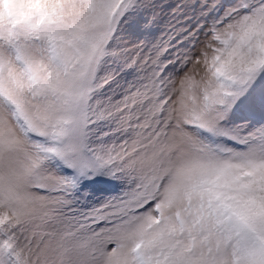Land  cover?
<instances>
[{
	"label": "rangeland",
	"instance_id": "374dc122",
	"mask_svg": "<svg viewBox=\"0 0 264 264\" xmlns=\"http://www.w3.org/2000/svg\"><path fill=\"white\" fill-rule=\"evenodd\" d=\"M0 171V264H264V0H0Z\"/></svg>",
	"mask_w": 264,
	"mask_h": 264
},
{
	"label": "bare ground",
	"instance_id": "6f19581e",
	"mask_svg": "<svg viewBox=\"0 0 264 264\" xmlns=\"http://www.w3.org/2000/svg\"><path fill=\"white\" fill-rule=\"evenodd\" d=\"M20 1H23V0H20ZM4 163V162H3ZM2 163V164H3ZM4 165V164H3ZM3 168V167H2ZM4 169H5V167H4ZM1 172V171H0ZM4 174V173H3ZM2 179V178H1ZM15 184V183H14ZM15 185H18V184H15ZM3 187V186H2ZM16 188V187H15ZM20 189H21V187H20ZM22 190V189H21ZM16 191V190H15ZM18 191H20V190H18ZM24 191V190H23ZM22 192V191H21ZM4 198V197H3ZM7 200V199H6ZM7 203V202H6ZM9 203V202H8ZM10 204V203H9ZM6 205V204H5Z\"/></svg>",
	"mask_w": 264,
	"mask_h": 264
}]
</instances>
